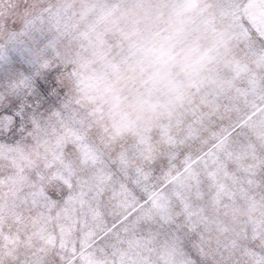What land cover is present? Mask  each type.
<instances>
[{"label":"snow or ice","instance_id":"snow-or-ice-1","mask_svg":"<svg viewBox=\"0 0 264 264\" xmlns=\"http://www.w3.org/2000/svg\"><path fill=\"white\" fill-rule=\"evenodd\" d=\"M0 264H264V0H0Z\"/></svg>","mask_w":264,"mask_h":264}]
</instances>
